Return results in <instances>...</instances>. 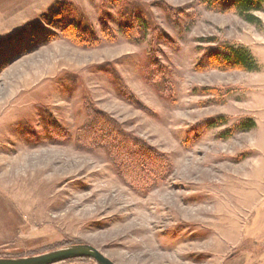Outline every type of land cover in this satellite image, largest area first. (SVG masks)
Returning a JSON list of instances; mask_svg holds the SVG:
<instances>
[{
  "label": "rangeland",
  "instance_id": "374dc122",
  "mask_svg": "<svg viewBox=\"0 0 264 264\" xmlns=\"http://www.w3.org/2000/svg\"><path fill=\"white\" fill-rule=\"evenodd\" d=\"M132 5L144 13L134 32L122 27ZM254 14L205 0H0V258L90 244L116 264H264V2ZM231 46L256 68L225 61ZM88 106L169 163L154 188L120 174L143 185L159 160L136 168L125 146L113 158L68 137ZM245 119L255 126L242 131Z\"/></svg>",
  "mask_w": 264,
  "mask_h": 264
},
{
  "label": "trees",
  "instance_id": "16d2710c",
  "mask_svg": "<svg viewBox=\"0 0 264 264\" xmlns=\"http://www.w3.org/2000/svg\"><path fill=\"white\" fill-rule=\"evenodd\" d=\"M207 2L216 1L220 3L222 7L226 8H235L238 14H240L248 22H258L260 21L254 12L261 10L264 0H205ZM221 2H224L222 4ZM125 21L123 22V29L130 28L134 32L138 24L137 21H140V18L144 16L143 10L138 8L137 5H132L126 8L124 12ZM145 27L144 23L138 28L141 30V27ZM133 34V33H132ZM226 53L221 54L225 61L233 64L237 67H242L246 70H254L256 68L255 62L251 57L249 51L244 47H234L231 46L224 50ZM220 56V57H221ZM119 92L128 96L125 92V88L119 85ZM125 100L138 103L137 100L125 98ZM135 105V103H134ZM92 107L88 106V113L90 115L86 123L80 127L74 137L68 134L70 139H74L76 146L85 149V150H94L98 148H103L108 154L113 155V158L118 157V150L125 146L127 155H123V160L125 163L139 167H144V163L141 159L144 158L145 163L148 164L149 161H146L147 158H153L154 164L157 160L162 162V155L156 153L151 149L144 148L143 142L136 138L133 135H130L125 131L115 118L106 112H102L96 109H91ZM220 118H216L219 120ZM255 126V122L252 119H245L240 123L238 128L242 131H247L252 129ZM121 145V146H120ZM164 163V164H163ZM122 167V166H121ZM167 168H170L169 163L166 164V161L162 162L161 165L153 167L155 176H150L148 173L146 176L142 177L144 181L143 185L138 183L139 175L135 174L134 171L127 173L125 169L123 174H120L126 182L137 189L148 191L154 188L160 179L163 178V175L166 173ZM141 172V170H140Z\"/></svg>",
  "mask_w": 264,
  "mask_h": 264
},
{
  "label": "water",
  "instance_id": "95a60500",
  "mask_svg": "<svg viewBox=\"0 0 264 264\" xmlns=\"http://www.w3.org/2000/svg\"><path fill=\"white\" fill-rule=\"evenodd\" d=\"M78 257L92 258L98 264H116L99 249L90 244L71 245L30 257L0 258V264H55Z\"/></svg>",
  "mask_w": 264,
  "mask_h": 264
}]
</instances>
